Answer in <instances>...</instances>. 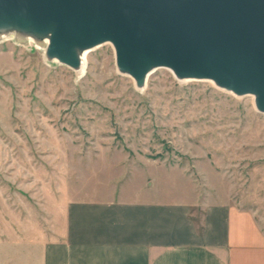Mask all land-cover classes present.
Returning a JSON list of instances; mask_svg holds the SVG:
<instances>
[{
    "label": "rangeland",
    "instance_id": "1",
    "mask_svg": "<svg viewBox=\"0 0 264 264\" xmlns=\"http://www.w3.org/2000/svg\"><path fill=\"white\" fill-rule=\"evenodd\" d=\"M41 49L0 41V264L18 259L14 248L30 254L61 225L63 201L99 182L145 201L189 198L196 223L226 204L264 233V114L252 96L165 68L140 90L108 43L88 51L80 78Z\"/></svg>",
    "mask_w": 264,
    "mask_h": 264
},
{
    "label": "water",
    "instance_id": "2",
    "mask_svg": "<svg viewBox=\"0 0 264 264\" xmlns=\"http://www.w3.org/2000/svg\"><path fill=\"white\" fill-rule=\"evenodd\" d=\"M0 29L47 39L70 69L77 50L108 43L136 87L155 69L252 96L264 114V0H0Z\"/></svg>",
    "mask_w": 264,
    "mask_h": 264
},
{
    "label": "crops",
    "instance_id": "3",
    "mask_svg": "<svg viewBox=\"0 0 264 264\" xmlns=\"http://www.w3.org/2000/svg\"><path fill=\"white\" fill-rule=\"evenodd\" d=\"M102 184L85 199L64 200L61 225L30 254L14 248L22 253L13 264H264V233L247 212L207 206L196 223L189 198L145 201L134 186L130 198Z\"/></svg>",
    "mask_w": 264,
    "mask_h": 264
},
{
    "label": "bare ground",
    "instance_id": "4",
    "mask_svg": "<svg viewBox=\"0 0 264 264\" xmlns=\"http://www.w3.org/2000/svg\"><path fill=\"white\" fill-rule=\"evenodd\" d=\"M17 34H18L19 38L24 39V42L29 43V44L32 43V44L36 45L38 48L39 47L42 48L41 50H42V52H43V54L45 56V50H46V45H47V39L46 38L42 39V43L44 45L41 46V45L38 44V42H36L39 39L37 36H33V35H30V34H27V33H23V32H18ZM14 37L15 36L12 33H9L7 30L0 29V41L8 40V39H11V38L13 39ZM76 52H77V56H78V58L80 60V64H79V66L77 68L73 69V71L75 72L76 76L79 77L84 72L85 65H86V55L88 54V51L87 50H77ZM148 75L144 78L143 86H139V87H136V88H138L140 90L143 89ZM184 81H187V80H184Z\"/></svg>",
    "mask_w": 264,
    "mask_h": 264
}]
</instances>
